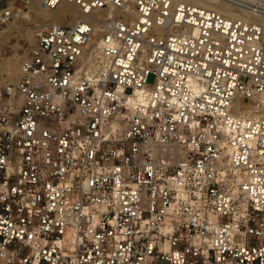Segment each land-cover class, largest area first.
<instances>
[{"label": "built area", "instance_id": "built-area-1", "mask_svg": "<svg viewBox=\"0 0 264 264\" xmlns=\"http://www.w3.org/2000/svg\"><path fill=\"white\" fill-rule=\"evenodd\" d=\"M194 1L42 0L75 22L36 26L19 81L0 75V264H264V26ZM237 90L262 99L245 134Z\"/></svg>", "mask_w": 264, "mask_h": 264}, {"label": "bare ground", "instance_id": "bare-ground-1", "mask_svg": "<svg viewBox=\"0 0 264 264\" xmlns=\"http://www.w3.org/2000/svg\"><path fill=\"white\" fill-rule=\"evenodd\" d=\"M31 0H27L29 2ZM176 1H192V0H176ZM264 1V0H262ZM194 3L209 8L212 10L217 11L220 14L225 15L226 17L230 19H243L247 22L260 24L264 26V12L258 9H255L253 7L248 6L249 3L244 0H195ZM264 3V2H261ZM42 10H38L37 14H39V17L41 18L40 22H44V26L49 25H57L60 23H66L67 25H70L75 22V18L73 17L72 20H68L69 15H73L74 11L70 9L67 5H61L55 10H48L44 9L43 7L40 8ZM13 11V18L14 21L11 22V26L15 25V21H18L19 19L23 18L25 16L24 11L17 8L12 7ZM113 14V10H103V11H93L91 13V18L93 19L95 23L94 31L91 35L90 42L86 46V52H87V59H85L83 63L82 69L79 71V75L82 72L84 74L83 76L91 80L92 82L99 81L101 77V72L103 71V59H101L100 56V50L102 48L100 39L101 34L103 31V24L105 21L111 18ZM42 24V23H41ZM65 25V24H64ZM28 32V31H27ZM1 43L4 42L3 40L11 36V32L3 31L1 34ZM27 38L31 41L35 42V31H29ZM3 45H1L2 47ZM25 59V55H14L8 58H2L0 55V75H3V77L9 81V82H17L20 79L21 76V68L22 63ZM234 99L233 103L236 107L233 110V120L232 123L237 124L236 120L240 119L242 122V126H240L241 131L243 134H245V129L249 125V121H256L259 116L262 114V110L260 108V103L262 99H259L258 106L255 105V101L257 99L250 98L249 100L246 99V97L239 92L238 90L234 93ZM161 99H164V103L167 102L172 107L175 105L180 106V103L173 98V97H162ZM154 101H158L157 99H154V93H152L151 90H145L140 91V93L136 94L134 97H128L125 100V103L128 105L129 110L131 111V114H138L146 115L148 114V111L151 109L152 104ZM235 131V130H234ZM237 133L239 130L236 131ZM230 153H232V150L229 149ZM72 236H69V240Z\"/></svg>", "mask_w": 264, "mask_h": 264}, {"label": "rangeland", "instance_id": "rangeland-1", "mask_svg": "<svg viewBox=\"0 0 264 264\" xmlns=\"http://www.w3.org/2000/svg\"><path fill=\"white\" fill-rule=\"evenodd\" d=\"M42 0H31L27 2V0H15V7L24 11L25 16L18 21H15V25L9 27L5 30V32H11V36L4 39L1 43L3 45L0 49V55L3 58H8L14 55H25L23 49L26 47H31L35 42L28 39L26 34L28 35L29 31H35L36 26L38 25H45L44 22H40L41 18L39 14H37L38 10H42ZM73 18V17H72ZM68 16V20H72ZM14 21V18L11 22ZM42 23V24H41ZM67 25L66 23H60V25ZM59 25V24H57ZM28 31V32H27ZM6 78V77H5ZM149 83L154 82V76H150L148 78Z\"/></svg>", "mask_w": 264, "mask_h": 264}]
</instances>
